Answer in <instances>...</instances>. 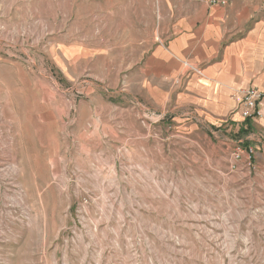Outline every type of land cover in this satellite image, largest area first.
<instances>
[{"label":"rangeland","instance_id":"rangeland-1","mask_svg":"<svg viewBox=\"0 0 264 264\" xmlns=\"http://www.w3.org/2000/svg\"><path fill=\"white\" fill-rule=\"evenodd\" d=\"M177 6L0 0V264H264L263 134L138 70Z\"/></svg>","mask_w":264,"mask_h":264},{"label":"crops","instance_id":"crops-1","mask_svg":"<svg viewBox=\"0 0 264 264\" xmlns=\"http://www.w3.org/2000/svg\"><path fill=\"white\" fill-rule=\"evenodd\" d=\"M159 23L155 49L144 70L135 66L144 75L149 94L180 93V121L223 123L239 129L242 140L260 142L259 135H264V2L229 0L228 6L219 7L202 0H180V6L161 11ZM250 89L263 95L262 116L252 119L251 127L239 114Z\"/></svg>","mask_w":264,"mask_h":264},{"label":"built area","instance_id":"built-area-1","mask_svg":"<svg viewBox=\"0 0 264 264\" xmlns=\"http://www.w3.org/2000/svg\"><path fill=\"white\" fill-rule=\"evenodd\" d=\"M206 4L210 6H219L226 7L228 5L229 0H203ZM263 95L257 89H250L246 92L242 107L239 111V114L243 121L248 119H258L262 116L261 104H262ZM247 154L251 156L253 154V150L251 148H247ZM237 158H240L242 155V151H238Z\"/></svg>","mask_w":264,"mask_h":264},{"label":"trees","instance_id":"trees-1","mask_svg":"<svg viewBox=\"0 0 264 264\" xmlns=\"http://www.w3.org/2000/svg\"><path fill=\"white\" fill-rule=\"evenodd\" d=\"M252 119H248L247 121H246V123L248 122L249 123V125H250V127L252 126V121H251ZM247 148H248V146H246Z\"/></svg>","mask_w":264,"mask_h":264}]
</instances>
